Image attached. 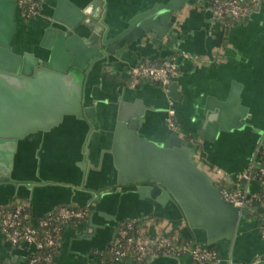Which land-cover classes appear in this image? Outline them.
Returning <instances> with one entry per match:
<instances>
[{"label": "water", "instance_id": "water-1", "mask_svg": "<svg viewBox=\"0 0 264 264\" xmlns=\"http://www.w3.org/2000/svg\"><path fill=\"white\" fill-rule=\"evenodd\" d=\"M104 1L90 0L86 5L77 6L69 0H59L54 13L47 15L51 24L45 29L40 44L32 50L16 51L11 47L16 29V0H0V186L10 184L19 189L21 186L42 185L43 182L51 185L60 183L72 188L74 193L87 192L90 197L84 203L71 200L67 204L78 203L80 207L95 205L86 221L87 231L80 234L78 240L93 243L101 231L108 229L112 238L108 247L102 248L104 250L112 244L121 223L155 215L156 204L168 210L174 207L180 216L185 217L189 228L205 231L208 243L236 238L242 231L244 220L250 216L247 210H252V207L226 202L220 188L196 164L192 148L166 125L169 102L174 101L178 121L176 102L185 99L180 89L183 76L179 72L166 89L149 79L143 80L139 86L125 85L121 89L106 148L112 158L110 170L92 171L93 148L90 144L94 131L90 133L86 128L78 151L69 158L66 180L32 176L17 179L12 176L20 140L34 139L42 132L59 129L65 115L80 116L86 83L95 66H106L111 56L124 59L126 53L138 54L141 41L152 31L158 38H163L174 28L175 13L195 0H153L149 6L147 0L124 20L114 23L108 20V3L106 0L104 4ZM263 4L264 1L260 2L246 17L236 22L248 23ZM63 9L70 12L71 18L62 15ZM180 50V54L174 51L161 56L173 61L178 69L181 60L187 59L201 71L213 66L214 55L204 57ZM238 52L235 43L229 41L221 51L223 61L216 63L226 64L221 74L222 83L215 94L201 92L203 100L196 103L198 110L190 115L189 124L181 122L190 128V133L194 132L209 142H220L225 137L230 144H236L240 139L233 137L238 130H248L256 141L264 136V100L260 105V101H255L253 106L246 105L242 97L244 84L233 73L234 61L230 55L235 53L240 60ZM145 61L136 59L130 69ZM144 85L155 88L166 97L164 105L155 107L165 113V129L160 136H156L149 125L148 136L144 135L147 106L139 90ZM262 144L258 148L259 153L264 148V142ZM40 166L41 162L38 168ZM37 175H40L39 169ZM94 175L106 182L99 187L90 186L88 181ZM128 186L135 189L122 190ZM112 187L114 190L107 191ZM102 189L105 191L97 193ZM108 207L117 209L118 214L109 213L105 209ZM139 207L144 208L143 213L132 212ZM96 216L108 221L113 219L114 222L97 223ZM28 246L35 251V245ZM161 258L183 264L172 255H157L149 259L152 262ZM214 264H221V261Z\"/></svg>", "mask_w": 264, "mask_h": 264}, {"label": "crops", "instance_id": "crops-1", "mask_svg": "<svg viewBox=\"0 0 264 264\" xmlns=\"http://www.w3.org/2000/svg\"><path fill=\"white\" fill-rule=\"evenodd\" d=\"M58 1L44 0L40 13L32 18L22 16L16 5V29L11 40L13 50H32L33 47L40 44L45 29L51 24V19L47 15L54 13ZM69 1L78 6L86 5L90 0ZM152 1L148 0V6ZM144 2L147 0H107L109 22L124 20L138 5ZM210 2L211 0H195L193 3L186 4L174 15V28L163 38H158L156 32L152 31L147 38H143L141 41V45L137 48L138 54L126 53L124 59L111 56L106 66L100 64L95 66L86 83V97L80 116L65 115L59 129L42 132L34 139L20 140L15 152L12 176L17 179L32 176L66 180L68 178L66 170L70 169L69 158L78 151L86 128L90 133L94 131L93 140L90 144L93 148L92 162L94 167H92V171L101 173L103 170H110L112 158L106 149L112 134L109 126L115 121L113 115L116 110L117 97L121 95V89L125 85L131 87L128 77L131 63L140 58L146 61L153 59L152 62H162L165 61L163 55H169L174 51L180 54V49H183L188 53L202 54L204 57L214 55L215 60L212 62L213 66L205 71L196 69L195 65L188 59L187 61L181 60L178 72L183 76L180 89H182L185 99L176 102L180 128L184 134L200 138V149L205 161L212 167L217 166L229 174L230 179L226 182L227 186L242 187L251 194L262 193L264 186L261 187L263 184L257 179L239 182L236 176L252 163L259 165L261 159L258 148L263 145L264 136L256 141L248 130H238L233 137V139L236 137V140L240 139L236 144H230L225 137L220 142H209L194 132L190 133V128L181 123L189 124L190 115L198 110L196 103H201L203 100L204 96L202 97L201 92L215 94L222 83L220 82L221 74L226 69V64L219 65L216 63L223 61L224 57L221 51L226 48L229 41H233L239 50L240 60L236 58V52L230 55V59L234 61L233 73H235L238 81L244 84V94L242 95L244 103L253 106L257 101H260V105L264 100V4L248 23H237L235 20L226 26L214 16ZM61 12L65 18L72 16L67 9H63ZM139 90L140 96L147 106V123L144 135L148 136L149 125L151 131L156 136H160L161 131L165 129V113L157 111L155 107L164 105L166 97L148 85L140 86ZM248 138L253 139L249 140ZM40 162L41 166L38 168ZM38 169L40 175H37ZM7 181L10 182L11 180L7 179ZM105 182V179H100L94 175L90 177L88 184L99 187ZM33 185L31 188L21 186L19 189L10 184L0 186V205L7 204L16 198L24 199L31 206L33 218L38 219L53 207L67 204L71 200L84 203L90 197L87 192L77 194L72 188L60 183L51 185L43 182L42 185ZM117 188L121 187L118 186ZM130 189H135V187L122 188L123 191ZM112 190H114L113 187L107 191ZM103 191L105 189L98 190L97 193ZM72 204L79 206L78 203ZM248 205L252 207V210H247L250 216L244 220L242 231L234 239L223 238L217 242L208 243L205 231L191 229L189 226L186 228V233L184 232L186 235H183L176 229L183 226L185 217L180 216L174 207L168 210L157 204L154 209L156 214L150 215V217L159 222H165V226L160 229L155 224L148 226V232L155 234L159 231H171L179 234L185 240H191L204 246L212 245L221 254V264H264V237L262 236L264 205L259 203ZM89 206L91 216L95 205L92 203ZM105 209L113 214L119 212L111 207ZM145 211H148V208ZM132 212L143 213L144 208L139 207ZM88 218L81 222H71L65 225L61 251L56 258V264L98 263L100 253L106 251L102 248L108 247L112 233L110 234L108 229L104 232L101 231L93 243L78 240L79 235L87 231L86 221ZM95 221L103 224L114 222L113 219L108 221L102 216H96ZM169 226H172L173 230H169ZM31 253L28 245L14 246L0 233L1 262L27 264ZM179 259L181 262L183 261V264H198L188 256L179 257ZM137 264L175 263L170 259L163 258L150 262V259L147 258Z\"/></svg>", "mask_w": 264, "mask_h": 264}, {"label": "built area", "instance_id": "built-area-1", "mask_svg": "<svg viewBox=\"0 0 264 264\" xmlns=\"http://www.w3.org/2000/svg\"><path fill=\"white\" fill-rule=\"evenodd\" d=\"M262 1L264 0H211L210 4L214 16L227 26L235 20L246 17ZM43 2L42 0H16V5L22 16L32 18L40 13ZM177 74L178 66L171 60L145 61L130 69L129 84L135 87L143 80L149 79L166 89ZM166 125L171 132H177L184 138L185 143L194 151L196 164L201 168L199 164L204 165L206 161L200 149V138L182 135L173 100L169 102ZM260 154H264V148ZM208 169L215 171V175L212 176L214 183L224 184L228 178L230 179L229 174L219 167L209 166ZM236 178L239 182L257 179L264 186V162H260L259 165L252 163ZM220 191L226 202L236 206L260 204L264 197V192L251 194L243 188L227 185H222ZM90 213L89 205L73 207L61 204L57 206V209L54 208L42 217L34 219L29 202L24 201L11 209L2 211L0 233L14 246L35 245V251H32L27 264H56L54 251L62 244L59 239H62L64 226L67 223L84 221ZM149 219H151L150 216L142 219H128L121 223L108 249L112 260L100 259L97 264H128L131 260L137 264L157 255H172L178 258L188 256L198 264H214L221 261L218 250L185 240L174 232L159 231L151 234L148 229L142 231L139 222L147 226ZM262 236L264 237V224ZM37 252L42 253L33 256ZM0 264L5 263L0 261Z\"/></svg>", "mask_w": 264, "mask_h": 264}, {"label": "trees", "instance_id": "trees-1", "mask_svg": "<svg viewBox=\"0 0 264 264\" xmlns=\"http://www.w3.org/2000/svg\"><path fill=\"white\" fill-rule=\"evenodd\" d=\"M44 1V0H42ZM260 159H261V162L263 163L264 162V154H260ZM220 189L222 188V185H228L227 183H224V184H221V183H215ZM264 192V191H263ZM27 202L26 200L24 199H13V200H10L7 204H4V205H0V220H1V215H2V211L4 210H8V209H11L15 206H17L18 204L22 203V202ZM261 205H264V197L262 198L261 200ZM70 206H73V207H77L78 205L76 204H70ZM55 209H57V207H55ZM1 222V221H0ZM139 227L141 228L142 231H146L148 229V227L146 225H143L141 222H139ZM64 229H65V226H64ZM63 229V230H64ZM1 231V230H0ZM64 233V231H63ZM63 233H62V236H63ZM60 243L62 242V239L60 238L59 239ZM210 248H213L212 245L209 246ZM60 251H61V245L54 251L55 253V256L56 258L59 256L60 254ZM40 253L42 252H37V253H34L33 256H38L40 255ZM100 259H103V260H112L111 259V254L109 252V250H106V251H102L100 253ZM6 264V263H5ZM128 264H134L133 261H129Z\"/></svg>", "mask_w": 264, "mask_h": 264}, {"label": "rangeland", "instance_id": "rangeland-1", "mask_svg": "<svg viewBox=\"0 0 264 264\" xmlns=\"http://www.w3.org/2000/svg\"><path fill=\"white\" fill-rule=\"evenodd\" d=\"M181 132H182V135L184 136V132H183L182 129H181ZM193 159H195L194 151H193ZM199 165H200V167L202 168V170L205 171V172H206L211 178H212V176L215 175V171H211V170L208 169L209 166H211V165L208 164L207 162H206L204 165H202V164H199ZM214 167H217V166H214ZM212 170H213V169H212ZM227 178H228V177H227ZM228 180H229V178H228ZM159 223H160V224H159ZM154 224H155L156 227H158L159 229H160L161 227H164V226H165V222H159V221H157V219H154V218H151V219H149V220L147 221V226H151V225H154ZM187 224H188V223H187V221L185 220L183 226H182L181 228L176 229L177 232H180L181 234L186 235V234H184V232L186 231V228L188 227ZM168 229H169V230H173V229H172V226H169ZM185 233H186V232H185ZM219 240H220V239H219ZM219 240H215V241H212V242H217V241H219ZM219 254H220V253H219ZM220 256H221V254H220Z\"/></svg>", "mask_w": 264, "mask_h": 264}]
</instances>
